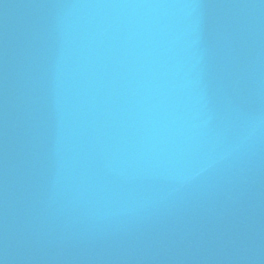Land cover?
Listing matches in <instances>:
<instances>
[{
	"label": "water",
	"instance_id": "1",
	"mask_svg": "<svg viewBox=\"0 0 264 264\" xmlns=\"http://www.w3.org/2000/svg\"><path fill=\"white\" fill-rule=\"evenodd\" d=\"M0 264H264V0H0Z\"/></svg>",
	"mask_w": 264,
	"mask_h": 264
}]
</instances>
